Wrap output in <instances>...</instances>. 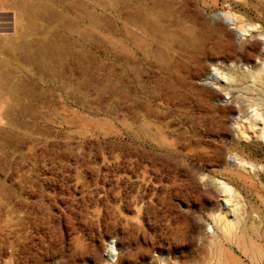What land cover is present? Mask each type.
Here are the masks:
<instances>
[{"label": "rangeland", "instance_id": "374dc122", "mask_svg": "<svg viewBox=\"0 0 264 264\" xmlns=\"http://www.w3.org/2000/svg\"><path fill=\"white\" fill-rule=\"evenodd\" d=\"M0 264H264V0H0Z\"/></svg>", "mask_w": 264, "mask_h": 264}, {"label": "bare ground", "instance_id": "6f19581e", "mask_svg": "<svg viewBox=\"0 0 264 264\" xmlns=\"http://www.w3.org/2000/svg\"><path fill=\"white\" fill-rule=\"evenodd\" d=\"M253 112H254V116H257L259 111L257 109V110H254Z\"/></svg>", "mask_w": 264, "mask_h": 264}]
</instances>
